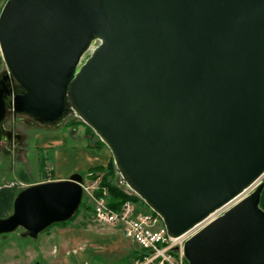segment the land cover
<instances>
[{
	"label": "water",
	"instance_id": "water-1",
	"mask_svg": "<svg viewBox=\"0 0 264 264\" xmlns=\"http://www.w3.org/2000/svg\"><path fill=\"white\" fill-rule=\"evenodd\" d=\"M0 51V141L9 110L78 117L171 237L229 207L189 264H264V0H7ZM83 182L22 190L0 235L70 221Z\"/></svg>",
	"mask_w": 264,
	"mask_h": 264
},
{
	"label": "rangeland",
	"instance_id": "rangeland-1",
	"mask_svg": "<svg viewBox=\"0 0 264 264\" xmlns=\"http://www.w3.org/2000/svg\"><path fill=\"white\" fill-rule=\"evenodd\" d=\"M5 71L6 65L2 59L0 77ZM31 121L34 120L28 115L15 116L9 111L5 123L6 127H12L16 132L22 133V138L24 135L19 149L7 151L3 143L0 147V192H8L9 201L28 187L59 178L56 159L57 146L62 148L61 143H68L71 150H95L98 157L102 158V161L96 159L95 167L108 166L114 161L110 149L103 144L94 130L78 117L68 116L58 125H43L37 121L35 125H30ZM53 145L56 147H52ZM92 168L80 173L84 177L82 185L85 190V204L78 215L64 225L59 223L60 225L49 227L37 239L25 236V230L22 228L11 234L0 235V264H134L135 259L128 254L135 253V248L124 239L122 227L102 225L95 219L97 204L94 199L103 197L108 206L109 203L107 197L97 195L104 175L93 178L90 173ZM110 181L128 194L135 195L122 183L116 166L115 175ZM261 181H264V177ZM104 193L107 195L108 192L105 190ZM127 202L132 203L135 214L147 212L142 202ZM4 209L8 211L0 213V218H7L13 213L11 205L7 204ZM56 231L70 239L67 243L68 240L63 236L67 243L65 247H59L61 242L58 241V235L54 236ZM55 246L59 248V253L54 252Z\"/></svg>",
	"mask_w": 264,
	"mask_h": 264
},
{
	"label": "built area",
	"instance_id": "built-area-1",
	"mask_svg": "<svg viewBox=\"0 0 264 264\" xmlns=\"http://www.w3.org/2000/svg\"><path fill=\"white\" fill-rule=\"evenodd\" d=\"M97 204L95 219L102 225H120L126 239L138 244L143 255L134 264H188L184 245L224 210L198 224L180 237H171L161 217L154 212L136 213L131 202H126L120 211L111 209L102 198L94 199ZM179 248V251H175Z\"/></svg>",
	"mask_w": 264,
	"mask_h": 264
},
{
	"label": "crops",
	"instance_id": "crops-1",
	"mask_svg": "<svg viewBox=\"0 0 264 264\" xmlns=\"http://www.w3.org/2000/svg\"><path fill=\"white\" fill-rule=\"evenodd\" d=\"M6 1L7 0H0V12H1L2 8L4 7ZM0 56H1V51H0ZM50 140H52V139H50ZM61 145H62V148L60 147V149L57 146L58 155H57V159H56V164L59 167L56 169L58 170V174L60 173L59 174L60 176H59V178H57V180H66V179H69L71 177V175H73L75 173H82V172L84 173V172L88 171L90 168L95 167L94 165L96 164V162H95L96 159H99L100 161H102V158L98 157L99 155L95 152V150H88V149H80V150L79 149H77V150L72 149L71 150V148H69V146H68V143H66V142L64 145L61 143ZM52 147H56V145L55 146L53 145ZM11 191H13V190H11ZM2 192H0V213H2L4 211H8L9 208L7 210L4 209L7 207V204L11 205V207L14 210L15 199L18 195L14 198H11V200L9 201L10 194L8 192H7V194L2 193ZM2 194H5V195H2ZM115 226H120V225H115ZM122 230H123V228H122ZM56 235L59 236L58 241L61 242L59 244V247L62 245L65 247V245H67V243H69L70 239H67L66 235L59 234L58 231H56V234L54 233V236H56ZM63 236L68 240L67 243H66V240ZM123 236H124V239H126L124 232H123ZM126 240L129 241L130 244H132L133 248H135V250H134L135 253L130 252V254H128V255L129 256L132 255V258L135 260L138 259L142 253L141 247L131 240H128V239H126ZM136 247H137V249H136ZM54 252L59 253L60 252L59 248H56V246H55ZM52 253H53V251H52ZM133 255H135V256H133ZM36 260H38V259H36Z\"/></svg>",
	"mask_w": 264,
	"mask_h": 264
},
{
	"label": "trees",
	"instance_id": "trees-1",
	"mask_svg": "<svg viewBox=\"0 0 264 264\" xmlns=\"http://www.w3.org/2000/svg\"><path fill=\"white\" fill-rule=\"evenodd\" d=\"M1 62H2V57L0 56V63ZM17 89H19L18 86H17ZM103 144L105 145V143ZM90 173H92L93 178H97L98 175H101V174L104 175L101 180L100 189L97 191L98 192L97 195L107 197L109 206L115 211H120L127 201H132L135 204L142 202L143 207L147 210V212H152V210L145 204V202L142 199H140L137 195L128 194L122 188L115 186L110 181V179L114 177L115 175L114 161L110 162L108 166H97L95 168H92L90 170ZM105 190L106 192H108L107 195L104 193ZM84 204L85 203L83 202L80 209L77 211V213L74 215V217L71 220H73L78 215V213L81 211ZM261 207L264 209V190L262 192ZM68 222L62 223V225ZM55 225H60V224H55Z\"/></svg>",
	"mask_w": 264,
	"mask_h": 264
},
{
	"label": "flooded vegetation",
	"instance_id": "flooded-vegetation-1",
	"mask_svg": "<svg viewBox=\"0 0 264 264\" xmlns=\"http://www.w3.org/2000/svg\"><path fill=\"white\" fill-rule=\"evenodd\" d=\"M17 89V88H16ZM18 90V89H17ZM10 111V110H9ZM9 111H8V114H7V118H6V120H5V123H6V121H7V119H8V116H9ZM15 116H18V115H15ZM68 116H71L70 114L68 115ZM29 117H31V116H29ZM72 117V116H71ZM31 118H33V117H31ZM33 120L34 121H31L30 122V125H35V123H37L38 121L35 119V118H33ZM37 121V122H36ZM40 123V122H39ZM6 127V126H5ZM6 129L7 130H11V131H13V134H14V136H16V137H14L13 136V139H10V135H7L6 137H5V140H1L0 141V147H1V145H2V143L4 144V148L7 150V151H12V149L14 150V149H19L21 146H22V142H23V139H24V135H23V138H22V133H20V132H16L15 131V129L13 130L12 129V127H6ZM19 135V136H18ZM17 136H18V138H17ZM26 233V232H25Z\"/></svg>",
	"mask_w": 264,
	"mask_h": 264
},
{
	"label": "bare ground",
	"instance_id": "bare-ground-1",
	"mask_svg": "<svg viewBox=\"0 0 264 264\" xmlns=\"http://www.w3.org/2000/svg\"><path fill=\"white\" fill-rule=\"evenodd\" d=\"M254 187H255V186H254ZM254 187H253V188H254ZM223 210H224V209H223ZM223 210H222V211H223Z\"/></svg>",
	"mask_w": 264,
	"mask_h": 264
}]
</instances>
